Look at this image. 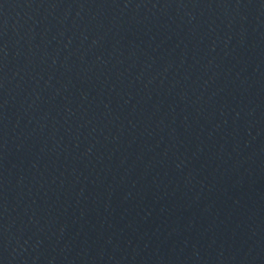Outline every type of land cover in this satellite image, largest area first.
Instances as JSON below:
<instances>
[{"label": "water", "instance_id": "obj_1", "mask_svg": "<svg viewBox=\"0 0 264 264\" xmlns=\"http://www.w3.org/2000/svg\"><path fill=\"white\" fill-rule=\"evenodd\" d=\"M0 264H264V0H0Z\"/></svg>", "mask_w": 264, "mask_h": 264}]
</instances>
